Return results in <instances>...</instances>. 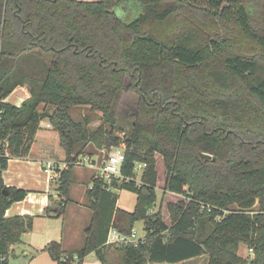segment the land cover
<instances>
[{
	"label": "trees",
	"instance_id": "16d2710c",
	"mask_svg": "<svg viewBox=\"0 0 264 264\" xmlns=\"http://www.w3.org/2000/svg\"><path fill=\"white\" fill-rule=\"evenodd\" d=\"M135 5L140 11L131 18ZM21 84L30 97L19 107L4 102ZM79 105L89 108L73 116ZM96 111L102 124L92 127ZM43 119L65 153L58 179L66 199L78 157L89 144L118 146L121 122L131 125L122 173L132 176L136 162L146 163L139 183L109 187L93 177L85 244L74 253L51 244L56 264L74 256L81 264L92 251L108 264L109 227L129 234L140 220L145 240L119 243L121 264L203 254L206 264H243L239 243L253 251L250 264H264V0H0V264L31 224L4 218L27 191L5 186L2 170L9 157L28 154ZM155 154L165 168L164 191L188 199L168 204L170 226L152 211ZM112 188L137 194L133 211L117 207Z\"/></svg>",
	"mask_w": 264,
	"mask_h": 264
},
{
	"label": "crops",
	"instance_id": "0c3cea01",
	"mask_svg": "<svg viewBox=\"0 0 264 264\" xmlns=\"http://www.w3.org/2000/svg\"><path fill=\"white\" fill-rule=\"evenodd\" d=\"M29 97L28 85L21 84L17 85L3 101L19 107ZM42 107L41 104L40 109ZM48 122V119L40 121L28 154L24 157H9L6 168L2 170L5 186L27 191L22 200L11 203L5 209L4 218L22 217L30 219L31 222L30 227L21 234L20 240L10 245L6 264H56L48 249L51 244H58L62 253H74L85 244L84 230L92 218L86 197V189L92 185V172L87 166L75 165L68 199L60 194L58 176L60 171L66 168L67 163L64 150L59 143V135L52 126H47ZM117 207L133 211L122 207L118 198ZM145 235L144 230L140 236ZM240 244L244 243L238 244L237 255L242 258L239 253ZM119 245L105 242L104 251L107 259L118 255V260L114 262L108 260V264H121L123 254L119 255ZM248 249L250 250L249 247ZM207 259V254H203L179 263L148 261L145 264H206ZM81 264H101V261L92 251L83 257Z\"/></svg>",
	"mask_w": 264,
	"mask_h": 264
},
{
	"label": "rangeland",
	"instance_id": "374dc122",
	"mask_svg": "<svg viewBox=\"0 0 264 264\" xmlns=\"http://www.w3.org/2000/svg\"><path fill=\"white\" fill-rule=\"evenodd\" d=\"M137 6L135 5L136 11L132 14L131 18L135 17L138 14V12L140 11V8ZM121 13H123V9L120 7L117 8V14L120 15ZM128 84H129V82L127 80L125 86L128 87L129 86ZM134 97L135 96L132 93H130V92L126 93V99L128 101H130V103H132L131 101ZM12 98H13V96H11V99ZM128 107L130 109H126L125 107H122L123 117L126 116L129 113V111H132L134 109L133 104H131L130 106L128 105ZM88 108L89 107L86 105H79V106L73 107L70 112L73 116L80 115V114L82 115V114H85L87 112ZM100 115H102V112L96 111V115L94 116V118L92 119V121L90 123V125L92 127L99 126L102 124V120L99 118ZM124 120H126V118H124ZM130 129H131L130 122L124 121V122H121V129L115 130L116 135L121 139V142L118 145L119 147L121 144L123 145V148L125 147V144L123 143V138L125 136V133L127 134L130 131ZM115 147L116 146H112L110 149L96 148L93 145L89 144L87 149L85 150V153H87L88 155H84L85 153L80 155L78 157L79 162L75 163V165L81 166V167L87 166L88 168H90L91 172H92L91 179H93L95 173H94L93 167H91V165H90V161L94 160V163L98 162L99 159L104 157V154L108 153L112 149H115ZM155 157H156V169L158 172V181H157V186H156V195H157L156 203L153 205L152 209H153V211L160 209L163 221L165 222V224L167 226H170L172 223H171V215H170V212L168 210V204H170V203L176 204L179 201H183L184 203H186L188 199L186 198V196H184L182 194L173 193L170 191H164L163 187H164L165 177H166L165 168H164L161 156L159 154H155ZM140 177L141 176L138 174L137 179L140 180ZM113 191L117 194L118 201L122 207H125L129 210L134 209L136 199H137V194L135 192H132V191H130L128 189H124V188H118V189L115 188ZM74 192L78 194L77 190H75ZM232 206L236 207V205H232ZM254 208L256 209L257 205H255ZM133 227H134L135 232L137 233L138 236L143 234L144 230H143V222L142 221L135 222ZM206 227H209V225L207 224L203 228L206 229ZM205 229H203V230H205ZM240 247H241V249H240L239 253L242 256L243 261H245V263H247V264H250V261L253 258V251L251 249L249 250L248 247L244 244H240ZM120 254H122V252L119 251V255ZM119 258H121V257L119 256ZM108 260H112L114 262V261L118 260V255H113L112 257H109V259H107V261Z\"/></svg>",
	"mask_w": 264,
	"mask_h": 264
},
{
	"label": "built area",
	"instance_id": "2783aa9c",
	"mask_svg": "<svg viewBox=\"0 0 264 264\" xmlns=\"http://www.w3.org/2000/svg\"><path fill=\"white\" fill-rule=\"evenodd\" d=\"M47 126L49 127L51 126V124L48 122ZM2 147L3 153L1 155L4 154V156H7V154L9 153L7 149V143L3 142ZM124 148L121 144L120 147L116 146L115 149H112L108 153L104 154V157L99 159L98 162L94 163V160L90 161V165L94 169V177L103 180L104 183L109 187H111L113 181L128 182L130 180H134L135 182L139 183L140 180L137 179V175L139 174L141 176L143 169L146 167L145 162H136L133 167V175L125 176L122 173V167L125 160ZM144 240L145 236H138L135 232L134 227L131 229V232L129 234H124L117 228L110 226L107 233L106 243L138 244V242H144ZM71 264H76V256H74Z\"/></svg>",
	"mask_w": 264,
	"mask_h": 264
},
{
	"label": "water",
	"instance_id": "95a60500",
	"mask_svg": "<svg viewBox=\"0 0 264 264\" xmlns=\"http://www.w3.org/2000/svg\"><path fill=\"white\" fill-rule=\"evenodd\" d=\"M200 156H201L202 158H207V159L212 158L213 160H215V157H212V156H211L210 154H208V153H201ZM244 264H247V263H244Z\"/></svg>",
	"mask_w": 264,
	"mask_h": 264
}]
</instances>
